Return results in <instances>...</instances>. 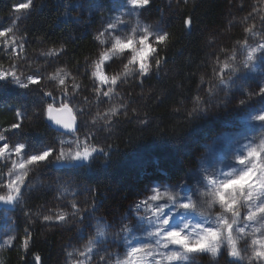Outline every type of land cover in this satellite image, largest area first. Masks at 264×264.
<instances>
[{"label":"snow or ice","instance_id":"1","mask_svg":"<svg viewBox=\"0 0 264 264\" xmlns=\"http://www.w3.org/2000/svg\"><path fill=\"white\" fill-rule=\"evenodd\" d=\"M259 3L264 5V0ZM32 4L33 0H24L13 5V11L22 13L31 9ZM150 6L151 0H77L66 5L71 10L87 11L90 20L96 13H111L101 20L93 35L98 52L90 68L92 91L98 101L103 102L105 97L110 101L113 95H118L116 88L128 76H135L143 83L153 67L159 72L164 60L159 56L160 46L168 41L169 33L162 23L141 22L143 12ZM261 11L253 5L243 18V31L247 35L231 49H220L226 58L221 61L216 57L207 99L197 96L188 112L196 120L208 116L214 108L223 107L258 123H249L248 131L243 133L237 124L231 134L206 145L203 154L196 157L195 169L178 182L149 181L141 198L119 219L113 216L111 222L95 216L98 210L95 200L83 207L73 199L63 208H49L46 213H32L24 207L26 195L34 188L30 173L48 165H58L67 173L79 172L91 167L97 159L109 164L116 153L112 152L111 144L105 148L91 143L92 135H85L81 140L76 114L69 106L73 97L79 95L81 86L69 84L68 73L61 75L63 70L57 69L54 75L44 77L37 74L38 69L27 72L25 65L19 63L21 59L26 61L17 52L18 48L23 51L27 43V36L19 35L18 21L22 16L13 19L8 27L0 28V45L5 51L11 49L8 55L13 61L7 68L0 63V94L12 90L31 92L38 87L48 119L65 129L64 134L73 136L67 147L60 140L59 145L30 151L25 139L12 138L22 134L23 122L28 118L22 104L15 107L18 121L0 132V218L7 217L10 222V232L0 235V247L11 248L20 241L21 249L28 253L31 231L26 228L24 236H18L11 228L14 221L8 215L21 209L30 222L35 215L49 227L75 225L79 246L66 250L65 264H193L204 254H211L213 258L226 255V264H264V15ZM65 15H71V11ZM126 16L136 18L131 35H121L127 27ZM257 18L259 29L255 23ZM249 20L253 23L249 24ZM76 23L83 20L76 18ZM191 23L190 17L184 20L186 28ZM64 51V45H60L41 55L58 57ZM238 54L242 57L239 60ZM115 58L120 59L123 69L109 76L107 69ZM45 78L58 80L55 91L45 89L41 83ZM234 88L239 91L235 103L229 98ZM218 91L224 92L225 99L213 103ZM54 110L67 112L69 119L57 118ZM77 113H82V109L77 108ZM119 115L127 117L128 112L120 113L112 108L103 116L97 113L106 124H111L112 117ZM91 123L95 124L96 119L92 118ZM140 123L146 125L148 121ZM225 146L224 158L215 160V150ZM56 187L57 200L75 191L69 181L61 182L59 178ZM39 259L37 256L36 260Z\"/></svg>","mask_w":264,"mask_h":264},{"label":"trees","instance_id":"2","mask_svg":"<svg viewBox=\"0 0 264 264\" xmlns=\"http://www.w3.org/2000/svg\"><path fill=\"white\" fill-rule=\"evenodd\" d=\"M17 2L0 0V16L9 14ZM76 2L33 0L31 9L23 17L20 32L27 36L28 46L45 52L64 45L65 51L53 57L59 66L56 69L68 73L69 78L75 77L77 82L72 80V83L81 87L79 95L73 100L89 107L100 102L96 94L88 89L93 86L90 65L98 52L93 40L98 16L90 20L89 14L66 7ZM173 2L167 7L161 2L151 8L156 22L162 23L169 33L168 41L160 46L159 56L164 60L159 72L153 67L151 74L143 78V83L139 81L138 85L132 83L135 76H128L123 86L118 85V95L112 96L116 101L109 110L115 108L120 113L128 112L127 117H113L118 125L106 138L104 147L111 144L112 152L116 153L113 160L105 165L101 159H97L91 167L73 173L58 167L53 169L75 188L81 187L90 192L97 206L110 192H122V198H125L129 193L137 195L149 181L178 182L195 169V149L198 145L208 136L233 125L238 115L231 109L221 107L214 108L215 111L206 117L193 120L188 112L200 94L201 80L207 84L211 81L216 57L225 60V54L220 49H231L236 41H242L245 34L243 18L253 5L261 8V15H264V5L259 0ZM66 11H71V15H65ZM189 17L191 27L186 28L184 20ZM76 18H81L83 23H76ZM248 23L253 21L249 20ZM255 23L260 25L259 18ZM114 74L117 72L111 75ZM125 83H132L134 91H128L126 88L131 87ZM36 103L23 90L0 94V132L18 121L14 109L22 104L28 118L23 122L22 134L17 133L13 137L25 139L34 149L51 143L56 132L48 125L45 112L43 115L34 113ZM141 120H147L148 124H141ZM50 195L44 190L28 193L25 208L35 211L50 200ZM14 227L20 237L24 236L26 228L31 231L29 251L25 254L20 241H17L14 247L0 252V264H57L60 237L57 230L54 231L55 227L28 223L23 228L18 224ZM37 256L40 258L38 261Z\"/></svg>","mask_w":264,"mask_h":264},{"label":"rangeland","instance_id":"3","mask_svg":"<svg viewBox=\"0 0 264 264\" xmlns=\"http://www.w3.org/2000/svg\"><path fill=\"white\" fill-rule=\"evenodd\" d=\"M175 0H151V6L149 10L144 11L143 15L141 17V22L146 24H157L156 17L154 15H151L152 13V6L155 4H163L164 7L169 6L170 4H174ZM24 2V0H18V3ZM173 2V3H172ZM84 14H89L87 11H80ZM27 10H24L22 13H16L13 11V8L11 12L5 16H0V28L2 27H8L11 24V21L15 19L17 16H22V19L18 21L20 30H21V23L23 20L24 15L26 14ZM96 16H98V25L97 28L101 26V20L111 15V13L103 12V13H96ZM127 27L125 30L121 33V35H131V29L136 26V18L135 17H124ZM260 25L257 24V28L259 29ZM21 35V32L19 33ZM247 35L245 33L243 35V38ZM242 38V40H243ZM11 51V49H8L7 51L4 50L3 46L0 45V63L3 64L5 68L9 66L10 63H12V59L9 58L8 53ZM17 52L20 53L21 57H26V61L24 59H21L19 61L20 64L25 65V70L27 72H35L37 69L39 70L37 74H43L44 77L52 76L56 73V68L59 67L56 64L55 58L53 57H45L41 55L43 49H35L33 46H28L27 43L25 44V47L23 51H21L19 48L17 49ZM47 52V51H46ZM226 58V57H225ZM242 57L238 54L237 60L241 59ZM96 59V58H95ZM94 59V60H95ZM30 65V66H29ZM123 69V65L119 58H115V62L112 64V66L107 69L108 75L113 74L114 72L120 73ZM65 72L63 71L61 75H63ZM91 75V74H90ZM213 78V74H212ZM211 78V81H212ZM134 84H139L140 80L136 77L132 80ZM211 81H209V84L206 82H203L200 86L199 93L198 94L202 99H207V92L208 89L211 86ZM74 82H77V80H74ZM42 85L45 87V89H50L55 91V86L58 83L57 81H53L50 79L45 78L41 81ZM68 83L72 84V78L68 77ZM132 83H125L127 86H132ZM123 83H120V87L123 86ZM120 87L118 86L116 88V92L118 93L120 91ZM93 86H90L88 89L89 91H92ZM128 91H134V89L126 88ZM107 90V89H104ZM26 91V90H23ZM71 91V89H69ZM28 94V98L33 101V103H36L37 108L35 109L34 113L38 115H43V112H45L46 117V104L44 101L41 100L40 96L41 93H39L38 87L35 88L33 91L29 92L26 91ZM239 95L238 89L234 88L231 90L230 93V99L235 100V97ZM225 98L223 91H218V94L215 96V99L213 103L216 102V99H222ZM103 102H98L95 104L86 105V104H77L74 100L70 103V107L73 108V113L76 114V124L79 128L78 135L80 136L81 140H83L85 135H92L93 139L91 143L96 144L98 146L104 147L106 138L108 135H110L115 128L117 127L118 123H116L112 117V123L106 124L104 119H101L100 116H97V113L99 112L101 116H103L104 113L108 112L110 105L116 101L115 98L112 97V99L109 101L108 98H102ZM41 104V105H40ZM75 105V107H73ZM115 105V104H114ZM117 105V104H116ZM115 105V106H116ZM59 105H55L54 108H57ZM77 108L82 109V113H77ZM90 108V110H89ZM45 110V111H44ZM104 110V111H103ZM228 110V109H227ZM215 111V109H213ZM220 113V111H219ZM92 118L96 119V123H91ZM87 122V123H85ZM249 123H258V122H249L246 117L240 116L239 114L236 116V119L234 120V124L230 125V127L223 129L221 132L215 135H210L206 139L203 140L201 145H198V148L195 149V156L198 157L204 152V148L206 145L212 143L214 140H217L221 136H226L232 133V130L234 129L235 125L239 124L240 132H246L248 131V125ZM54 140L49 143L48 145L42 146L40 149L59 145L60 140H64L65 146H68V142L73 139V136L70 134H64L60 132L55 133ZM13 139H21L18 137H13ZM27 142V141H26ZM28 143V142H27ZM29 150L30 151H38L40 149H34L29 143ZM227 150V146L224 148L216 149L215 150V160L219 161L224 158V152ZM10 164V162H9ZM197 165V160L196 164ZM51 166V167H49ZM60 168L58 165H48L45 168H41L36 172L30 173V177L32 179V182L34 184V188L31 192H38L40 190H44L46 192H49L50 200L47 203H44L41 206H38L35 211L32 213H46L47 209L49 208H63L67 203L71 202L73 199L77 201L81 206L87 207L88 204H90L94 199L91 196L90 192L86 191L84 188H75L74 185H71L73 189H75L73 195L65 194L64 199L57 200V180L58 178L61 180V182L65 181V178H61L62 176H58L56 171H54V168ZM4 172L6 174L7 169H4ZM69 181V180H67ZM152 182H159V180L152 181ZM167 182V181H165ZM143 189H140L137 195L128 194L125 198H122V192L116 193V192H110L108 193L107 197L97 206L98 210L95 212L96 217H104L109 222L112 221L113 216H115L117 219H119L120 216H123L125 213L128 212L129 206L133 204L137 199L141 198V193ZM30 193V192H29ZM27 197V195H26ZM26 206V205H25ZM24 206V207H25ZM8 215H11L12 220L14 223L11 224V228H14L16 231V227H14L16 224L21 226L23 228L25 223L34 225V224H41V225H47L44 222H42L41 219H39L37 216L33 215L31 222L29 221V218L26 217L23 214V211L21 209H17L13 213H9ZM20 228V227H18ZM58 232L60 237V243L58 245V260L57 264H65L66 261V250L71 251L73 247H78L79 245L76 242V238L78 236V233L76 231L75 225H69L67 227L59 228L55 227L54 231ZM10 232V222L8 221L7 217L0 218V235H5ZM8 246L0 247V252L7 248ZM114 250V249H113ZM228 260V257L226 255H221L216 258H213L211 254H204L200 257H197L196 260L193 262V264H226V261Z\"/></svg>","mask_w":264,"mask_h":264},{"label":"water","instance_id":"4","mask_svg":"<svg viewBox=\"0 0 264 264\" xmlns=\"http://www.w3.org/2000/svg\"><path fill=\"white\" fill-rule=\"evenodd\" d=\"M54 116H57V118L59 119H63V120H68L69 119V114L67 112H63V113H58L54 110L53 112ZM46 121L48 123V125L55 131V132H60V133H65V129H63L62 127H60L59 125H56L53 121L49 120L47 117V113H46Z\"/></svg>","mask_w":264,"mask_h":264}]
</instances>
